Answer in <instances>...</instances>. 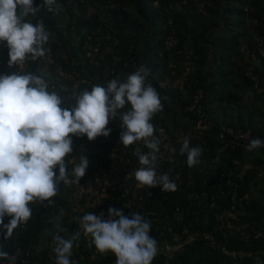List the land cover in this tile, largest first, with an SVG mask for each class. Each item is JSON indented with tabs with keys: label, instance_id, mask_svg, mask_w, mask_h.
<instances>
[{
	"label": "trees",
	"instance_id": "16d2710c",
	"mask_svg": "<svg viewBox=\"0 0 264 264\" xmlns=\"http://www.w3.org/2000/svg\"><path fill=\"white\" fill-rule=\"evenodd\" d=\"M68 1L57 0L60 11L49 12L42 7L43 0H33L34 6H41V11L36 18L26 19L32 23L42 19L53 38L60 41L61 46L54 53L55 62L63 64L66 70L77 69L81 75H92L78 49L82 37L96 28H100L103 37L109 34L118 40L112 54L97 69L102 84L113 78L124 80L140 65L150 69L149 82L162 97H167L162 100L163 110L151 121L157 129L163 128L166 135L157 171L167 173L176 182L177 190L136 188L134 171L139 163L133 152L137 147L141 151L147 149L140 142L117 147L119 121H110L107 127L111 132L107 137L93 141L86 136L73 137L72 155L78 159L83 154L89 160L85 176L78 185L61 183L57 195L50 198L51 204H30L33 215L27 226L15 229L11 237L6 238L0 227V250L10 254L29 248L32 255L27 264H55L54 245L49 235L55 229L48 223L49 218L63 210L61 226L66 231L60 235L69 238L79 230L78 218L83 214L103 212L107 218L109 207H119L125 215L135 212L151 221L150 235L158 242V254L152 264H233L230 258L212 250L202 240L187 242V239L191 232L199 231L213 233L218 242H224L219 226L228 223L264 232V174L259 177L264 160L255 157L253 161H246L238 156L239 150L246 146L233 149L228 139L218 137L220 125L264 135V0ZM169 18L174 20L179 39L174 49L164 46ZM66 35H73L72 40ZM62 53L68 56V64H64ZM112 55L120 58L114 65ZM7 61V48L0 44V74L19 71L40 75L43 72L40 60H27L22 66L12 67ZM199 90L204 94L202 110L213 121V127L200 124L196 116L184 112ZM57 92L64 96L65 91L58 89ZM70 106L72 103L68 102L64 107ZM184 136L190 138L192 146L199 145L204 150L201 163L192 168L186 165V155H179ZM115 146L117 153L129 150L127 156L132 163L117 164L118 171L104 176L102 169L113 164L109 154ZM168 147H175L177 152L169 153ZM247 163L248 169L244 168ZM228 179L238 184V198L246 194L247 200L237 205L234 218L226 219L223 215L231 201L222 192L228 189ZM106 182L112 184L111 189ZM124 186L129 188V195H125ZM134 189L140 190L137 193L140 199L136 200L140 207L129 212L124 203L130 200ZM201 191L207 193L206 205L197 204L190 197ZM176 208L182 211L178 221L173 218ZM184 229L188 233H183ZM173 232L180 240L171 236ZM41 242L45 244L43 250ZM164 247L173 250L165 253ZM226 247L244 254L238 256L242 264H257V257L264 264V238L243 242L235 236L228 237ZM70 259L72 264H115L112 253H97L90 237L82 233Z\"/></svg>",
	"mask_w": 264,
	"mask_h": 264
},
{
	"label": "clouds",
	"instance_id": "9594fccd",
	"mask_svg": "<svg viewBox=\"0 0 264 264\" xmlns=\"http://www.w3.org/2000/svg\"><path fill=\"white\" fill-rule=\"evenodd\" d=\"M43 8L59 12L57 0H43ZM41 6L33 0H0V42L5 43L8 66H22L27 60L44 57L50 33L42 19L32 23ZM150 69L140 65L126 79L113 78L106 86L93 85L73 95L75 104L63 107L64 99L49 82L35 73L15 71L0 74V227L11 237L33 215V203L51 204L58 186L78 185L89 166L88 157L73 154V137L89 141L109 136L110 121H119V141L124 147L140 142L134 171L137 188L159 187L162 192L177 190L167 173L157 171L165 130L151 122L163 110L160 93L149 82ZM264 147V139L253 138L246 145L252 152ZM175 154V147H168ZM203 148L192 146L188 136L181 138L179 155H186L189 168L201 163ZM69 165L71 168L69 170ZM10 217L7 224L4 218ZM60 214L49 218L55 264H72L74 244L81 233L99 254L112 253L115 264H152L158 254V242L150 235L151 221L139 213L125 215L122 208L109 207L104 213L88 212L78 218L79 230L65 238ZM9 253L0 250V259ZM14 259V257L12 258ZM257 264H261L257 257Z\"/></svg>",
	"mask_w": 264,
	"mask_h": 264
},
{
	"label": "built area",
	"instance_id": "2783aa9c",
	"mask_svg": "<svg viewBox=\"0 0 264 264\" xmlns=\"http://www.w3.org/2000/svg\"><path fill=\"white\" fill-rule=\"evenodd\" d=\"M68 2H71V0ZM202 5L203 3L200 5L199 8H202ZM166 28H167V34L164 41V46L168 49H174L178 46L179 39L177 36V30L174 24V20L172 18H169L167 20ZM46 30H48V28ZM0 44L3 47H6L5 43L0 42ZM117 44H118V40L112 38L111 35L107 34L104 35L103 37L100 28H96L92 30L90 33L85 34L82 37V40L80 41V46H79L80 48L77 49H78V53H80V55L82 56V59L86 62V66H88V69L92 72V75L90 76L81 75V73L77 71V69L66 70L63 64L55 62L54 53L55 51L58 52V48L61 46V43L60 41L55 40L50 33L49 40L45 45V48H47L48 51L46 52L44 57L37 59L40 60L43 64V72L39 76L43 77L45 80L49 82L50 90L58 91V89H61L62 91H65L63 96L64 99V103L62 105L63 107L68 102L72 103L73 106L75 104V100L73 99L74 94H78L80 91L86 88L89 89L90 87L93 86L94 82H99L98 84L102 86L107 85V83L104 84L101 83L100 81L101 77L97 69L102 67V63L105 61L108 54H112V48ZM56 47H58L57 50ZM62 59L64 61V64H68L69 61L68 57L62 56ZM119 60L120 58L118 56L115 55L111 56L112 65L119 62ZM124 65L127 66V63H125ZM62 82H64L66 85L64 84L63 86H59V84H61ZM67 84L69 90H67ZM203 96L204 94L202 90L197 91L192 98L191 104L185 108L184 112L196 116L197 121L200 124H203L207 127H213L214 126L213 121L204 114L201 107V100ZM218 137L220 140L228 139L230 143L234 145L233 149L237 148L238 146H246L248 142L253 138L264 139V135L259 136L254 132L243 131L241 129H235L224 125H220L218 127ZM115 145L117 147L121 146L119 137L118 139H116ZM116 146L112 149V151H110L109 154L110 161L113 162V164H107V166L102 169V174L104 176L106 174H111L114 171H118L117 164L131 165L132 163L131 159L127 156V154L130 151L124 150L121 153H117L118 150L115 151ZM234 162L236 163V161ZM223 178H224L223 176L220 177L221 180ZM226 185L228 189L225 190V192L223 191L222 195L223 196L228 195L231 201V205L229 207V210L227 209L225 211L223 217L228 219L235 217L234 215L237 212V205L241 204L243 200H247V195L245 194L241 199H239L237 193L238 184L230 179L226 180ZM106 186L109 187L110 189L112 188V184L109 182H106ZM137 189L147 190L148 187L145 186L143 188H137ZM124 192L125 195H129L130 190L127 186H124ZM139 192L140 190L136 191L135 189L134 192H131L130 200L129 201L127 200L124 203L125 210L129 212H133L135 211L136 207L137 208L140 207V205H136V200H138L139 198L137 193ZM190 197L197 200V204L201 203L206 205L209 202L207 193L204 191L194 193L190 195ZM181 214L182 211L179 208H176L173 214L174 220L178 221L180 219ZM9 219L10 217L6 216L4 218V224H7ZM27 224L28 222L26 224H21L16 229H24L27 226ZM219 227L221 228L220 235H222L224 242H218L213 233L199 232V231L191 232V235H189L187 242L196 238L200 239L206 245H208L212 250H218L222 254H224L225 257L230 258L233 261V264H242L238 256L240 255L243 256L244 254L241 252H236L234 250H229L226 247L227 238L235 236L236 238H238L240 241L243 242H247L250 239L264 238L263 230L254 231L252 229H247L246 227H237L231 223ZM183 233H188V230L184 229ZM171 236L177 241L180 240L181 238L177 233L174 232L171 234ZM31 255L32 252L29 248L27 250L17 249L9 254L8 259H3L1 264H27L29 262ZM13 257L14 259H12Z\"/></svg>",
	"mask_w": 264,
	"mask_h": 264
},
{
	"label": "rangeland",
	"instance_id": "374dc122",
	"mask_svg": "<svg viewBox=\"0 0 264 264\" xmlns=\"http://www.w3.org/2000/svg\"><path fill=\"white\" fill-rule=\"evenodd\" d=\"M72 37H73V35L71 36V37H67V38H70L71 40H72ZM73 46V45H72ZM71 46V47H72ZM70 47V48H71ZM75 47V46H74ZM62 56H64V57H68L66 54H64V53H62ZM252 59H253V56L251 57ZM254 155V156H253ZM238 156H240V157H242V159H244V160H248V161H253V160H255V157H258V158H262V159H264V147H261V148H259V149H256V150H254V151H252V152H248L247 150H246V148H241L240 150H239V152H238ZM176 248V247H175ZM174 248V249H175ZM163 250L165 251V253H167V252H169V251H171V250H173V249H171L170 247H164L163 248Z\"/></svg>",
	"mask_w": 264,
	"mask_h": 264
},
{
	"label": "crops",
	"instance_id": "0c3cea01",
	"mask_svg": "<svg viewBox=\"0 0 264 264\" xmlns=\"http://www.w3.org/2000/svg\"><path fill=\"white\" fill-rule=\"evenodd\" d=\"M66 37H67V35H66ZM74 48H75V47H74ZM71 49H72V48H71ZM72 50H73V49H72ZM261 160H264V159L261 158ZM259 164H261V163H259ZM244 168H247V169L250 168V164L247 163L246 166H245ZM243 172H244V171H242L241 174H243ZM263 174H264V170H263V169H260V171H259V177H260V175H263ZM44 245H45L44 242H41L40 249L43 250V246H44Z\"/></svg>",
	"mask_w": 264,
	"mask_h": 264
}]
</instances>
